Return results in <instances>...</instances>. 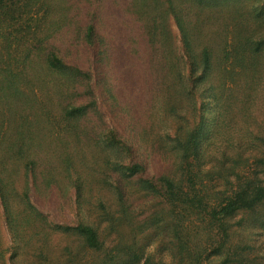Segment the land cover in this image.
Returning a JSON list of instances; mask_svg holds the SVG:
<instances>
[{
    "label": "trees",
    "instance_id": "1",
    "mask_svg": "<svg viewBox=\"0 0 264 264\" xmlns=\"http://www.w3.org/2000/svg\"><path fill=\"white\" fill-rule=\"evenodd\" d=\"M4 2L0 0V9ZM30 3L41 6V37L35 34L38 41L26 46L23 59L13 56L12 63L8 60L12 55L10 40L0 47L3 55L0 62L6 66L0 68V232L3 222L11 229L17 221L23 224L26 221L25 216L12 213V193L4 190L16 161L28 168L30 175L36 162L28 157H41V179L60 185L62 178L69 176L76 186V202L80 209L86 207L88 215L85 220H74V225L58 229V236L53 232L45 236L41 249L30 252L31 264H187L186 258L192 264H202L201 254L192 255L196 245L188 238L209 230L210 238L204 249L210 250L217 222L202 211L195 212L198 218L191 216L184 220L178 210L192 209L204 201V196L197 192L190 196L187 189L192 185L195 169L206 172L209 151L198 134L182 136L170 132L177 118L181 121L187 113L181 96L188 89L189 72L180 49L191 46L180 48L169 25V17L175 16L185 30L183 0H30ZM3 19L0 36L9 24L7 16ZM123 21L128 24L129 38H122V30L127 28ZM61 37H67V46L58 43ZM121 46L130 52L129 61L120 58ZM169 50L176 53L175 61L167 55ZM30 56L36 59L35 64L28 60ZM37 65L41 71L36 69ZM129 73L134 74L132 79ZM95 77L99 82L106 81L109 88L123 93L130 90L136 96L125 106L113 95L114 106L127 112L141 110L147 116L163 113L172 118V122L160 123L170 128L163 137L180 149L174 168L152 177L148 166L136 159L132 145L119 131L109 126L104 134L97 135L91 130L101 108ZM38 78L41 90L47 93L45 98L34 89ZM188 105L193 108V100ZM57 120L64 122L65 134H56ZM105 138L120 148L129 161L108 156L102 159L97 154L90 157L89 144L106 145ZM30 140L40 145L39 153L38 150L30 153ZM185 155L189 161H185ZM79 167L88 168L90 174L97 173L94 188L91 189L92 176L85 177ZM104 187L105 193H100ZM252 189V185L246 184L234 190L236 198L230 203L241 214L264 200V182L254 196ZM213 190L220 194L214 183ZM23 195L27 204L32 205L27 188ZM167 206L173 209L169 216L161 212ZM226 208L222 213L224 221L235 220L234 216L227 217ZM17 235L12 233V243L0 244L1 264H6L7 251L15 264L16 255L25 250ZM199 245L203 248L201 240Z\"/></svg>",
    "mask_w": 264,
    "mask_h": 264
},
{
    "label": "rangeland",
    "instance_id": "2",
    "mask_svg": "<svg viewBox=\"0 0 264 264\" xmlns=\"http://www.w3.org/2000/svg\"><path fill=\"white\" fill-rule=\"evenodd\" d=\"M183 2L185 12L182 24L185 30L181 29L175 16L169 17V25L180 48L191 46L180 49L185 54L182 60L189 72L188 89L181 96L187 113L181 121L177 118L170 132L182 136L198 134L209 153L206 172L195 169L192 185H188L190 189H187L190 196L195 192L204 196V201L192 206V209L178 210V213L183 214L184 220H189L191 216L198 218L197 211L208 212V216L212 215V220L217 222L211 234L213 244L210 250L204 249L210 238L209 230L188 238L196 245L192 255L201 254L202 264H264V200L245 214L238 212L236 205L230 203L236 198V186L252 185L254 196L258 186L264 182V0ZM34 5L30 0H5L0 9V21L4 20V16L9 19L0 36V47L6 46L10 40L12 55L8 60L11 63L15 55L24 58L26 46L38 41L35 34L41 37V6ZM123 22L127 28L122 30V38H129L128 24ZM58 43L67 46V37H61ZM121 47L120 58L129 61L130 52L125 51V46ZM175 54L172 50L167 53L172 61H175ZM28 60L35 64L36 59L31 56ZM1 67L6 66L0 62ZM36 69L41 71L38 65ZM93 73L96 74V71L93 70ZM128 77L132 79L134 74L129 73ZM93 81L101 108L91 130L97 135L104 134L109 126L119 131L132 145L136 159L148 166V174L152 177L174 168L180 149L163 137L170 128L160 123L161 120L172 122V118L163 113H154L153 116L149 113L147 116L141 110L127 112L116 107L111 102V96L117 95L125 106H129L136 96L130 90L123 93L109 88L106 81L99 82L97 77ZM34 89L40 97H46L47 93L41 90V78L34 81ZM191 100L193 108L188 105ZM63 123L56 121V134L67 132L62 128ZM104 141L106 145L89 144L87 151L90 157L97 154L102 159L108 156L114 160L129 161L120 148L110 144L108 138ZM30 142V153L37 150L39 153L40 145L32 140ZM3 145L6 146V143ZM184 157L185 161H189L188 155ZM28 159L36 162V165L33 164L34 173L27 175L30 170L15 160L17 165L9 174L10 183L4 187L5 192L12 193V213L26 218L24 224L17 221L16 227L11 229L3 222L0 232L1 246L13 242L12 233L21 238L25 250L16 255L15 264H31V253L41 249L45 236H50V232L58 236V229L61 231L62 227L74 225V220H85L88 215L86 207L80 209L76 202V186L69 176H64L60 185L57 181L48 183L41 179V157ZM79 169L85 177L92 176L94 182L91 189L94 188L97 177L94 175L97 173L93 171L90 174L86 167ZM213 183L219 187V195L215 194ZM25 188L29 190L32 205L24 199ZM105 191L104 187L100 193ZM225 207L227 217L234 216L235 220L224 221L222 213ZM172 210L170 206L161 208L165 216H169ZM55 246L57 250L58 245ZM6 256V264H12L9 251ZM186 263L192 264L189 258H186Z\"/></svg>",
    "mask_w": 264,
    "mask_h": 264
}]
</instances>
